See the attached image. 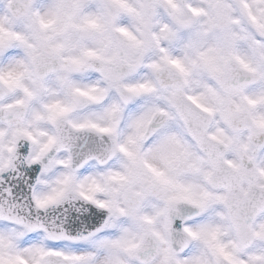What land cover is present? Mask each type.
I'll return each mask as SVG.
<instances>
[{
    "label": "snow or ice",
    "instance_id": "obj_1",
    "mask_svg": "<svg viewBox=\"0 0 264 264\" xmlns=\"http://www.w3.org/2000/svg\"><path fill=\"white\" fill-rule=\"evenodd\" d=\"M0 264H264V0H0Z\"/></svg>",
    "mask_w": 264,
    "mask_h": 264
}]
</instances>
